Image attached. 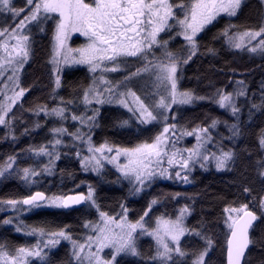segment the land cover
Here are the masks:
<instances>
[{"label": "snow or ice", "instance_id": "1", "mask_svg": "<svg viewBox=\"0 0 264 264\" xmlns=\"http://www.w3.org/2000/svg\"><path fill=\"white\" fill-rule=\"evenodd\" d=\"M242 3L243 0H24L22 7H16L14 0H0V16L5 17L0 27V125L6 129L4 139H18L14 106L29 92V87L22 86L21 75L33 54L36 35L48 31L54 85L51 100L37 103L28 111L37 118H51L58 125L49 129L51 139L45 143L29 145L0 162V177L15 173L31 189L38 186L41 176L53 175L56 162L62 155H71L73 148L83 172L102 177L106 166L114 168L117 182L127 181L129 197L140 196L161 179L189 184L197 166L228 169L237 152L234 147L225 146L218 126L223 124L228 129L229 142L240 137L245 106L240 101H247L249 119L253 112L264 111V84L260 102L252 103L243 79H230L234 85L231 91L224 86L207 95L183 87L182 82L185 67L194 57L218 55L214 47L201 44V35L219 19L237 17ZM75 33L85 42L72 47L69 41ZM178 39H182V44L173 48ZM212 39L221 40L224 47L237 53L264 58V15L252 26L227 24ZM201 47L205 48L204 53L200 52ZM70 65L86 66L91 80L77 89L82 95L65 99L57 90L62 87L63 68ZM232 73L235 75L236 70ZM113 76L119 78H110ZM209 87L214 86L210 83ZM200 101H210L230 112L232 122L209 116L204 122L181 124L178 110ZM104 105L126 110L128 118L117 122L120 129L135 125L138 136L150 127L159 130L130 146L113 144L108 139L97 145L92 132ZM80 107L84 111L77 114ZM69 120L76 124L73 131L65 127ZM44 126L37 119L32 127L24 128L22 135ZM187 137H194L191 146L182 144ZM259 146L264 151V131L260 133ZM65 147L69 148L68 153L61 151ZM45 157L46 162L40 163ZM23 158L31 159L33 164L18 167ZM257 169L264 185V157L257 162ZM242 191L252 194L247 186ZM178 198L188 203L171 213L165 210L153 215L167 201L178 202ZM195 198L180 192L153 195L134 219L126 198L120 201L118 210H104L91 183L86 192L49 195L37 190L22 197L0 199V211L15 213L0 223L14 224L17 232L35 238V243L15 247L0 244V264H52L50 253L64 241L70 246L66 264H122L126 257L138 258L142 264H208L206 257L215 244L211 227L203 219L196 225L188 224L195 210ZM252 201L260 217H264V195L258 199L253 196ZM42 206H86L95 218L82 219L80 234L67 224L32 227L20 220L22 213ZM223 211L226 264H242L246 250L254 243L250 229L258 221L257 211L248 203L238 207L225 205ZM141 238L151 239L150 254L141 250ZM185 240L198 241L199 245L188 248Z\"/></svg>", "mask_w": 264, "mask_h": 264}, {"label": "trees", "instance_id": "2", "mask_svg": "<svg viewBox=\"0 0 264 264\" xmlns=\"http://www.w3.org/2000/svg\"><path fill=\"white\" fill-rule=\"evenodd\" d=\"M16 7H22L24 0H14ZM264 15V5L261 0H243L242 8L235 18L224 17L219 19L214 26L201 35L200 42L202 45H209L218 50L215 57L209 55H198L190 61L185 67V79L182 86L193 88L199 95H207L214 91V88L227 86L229 91L232 90L233 84L230 83L236 79H243L247 85L248 97L252 103L260 102L261 87L264 84V58L259 55H248L246 53H237L223 46L221 40H213L212 37L217 34L225 25L235 24L238 26H252ZM5 17L0 16V27L3 26ZM11 23V18L8 17ZM80 37H74L70 40V45L77 47L83 43ZM182 44V39H178L173 48ZM201 53L205 48L201 47ZM52 55L51 31L44 34L36 35L33 45V54L28 64L22 72V86L29 87V92L25 94L22 101L14 106V115L16 122L14 124L16 141L4 139L6 129L0 125V162H3L8 155L18 152L29 145L37 146L51 139L49 129L58 126L56 121L44 117L37 118L29 108L37 103H50L51 89L54 86L50 75L52 64L50 57ZM236 70L233 75L232 70ZM62 87L58 89L59 96L65 99H72L75 96L82 95L77 89L80 86H87L91 80V74L84 65H73L63 68ZM110 78L118 79V76ZM199 78V79H197ZM214 87H209V84ZM2 97H0L1 99ZM241 104L245 106L242 109L241 121L242 135L232 142L227 140L230 135L228 129L220 124L219 133L225 137L224 144L226 147H234L237 152V158L234 164L228 169L217 170L213 166L207 169H201L197 166L191 177V183H174L166 180H157L145 193L140 196H128L127 181L117 182V173L111 166H106L103 176H97L95 173H85L81 170L79 162L71 155H62L56 162L55 173L53 175L45 174L39 180L38 186L25 185L23 181L15 174L0 177V199L17 198L30 194V191L41 190L47 194H68L74 191H87V184L91 183L96 187V197L104 210H118L121 200H125L127 206L132 211L131 218H136L141 210L146 207L147 201L153 195L161 193L180 192L189 196H195L194 212L188 219V224L196 225L202 219L211 227L212 235L215 240L214 248L210 255L206 257L208 264H225V232L224 225L225 205L239 206L241 203H248L253 211H257L258 221L250 229V237L254 241L246 251L243 264H264V217H260L257 207L252 201V197L264 195V185L258 177L257 162L264 157V151L260 149V133L264 131V111L252 113L249 119V107L247 101L241 99ZM22 105V106H21ZM75 110V109H74ZM84 111L82 107L79 112ZM91 113L89 112V115ZM179 122L189 125L197 122H204L209 116L218 117L221 121L227 120L230 123L233 118L230 112L220 109L210 101H200L191 106H182L178 110ZM127 112L113 105H104L100 108L97 118V127L92 132L93 142L99 144L108 139L113 144L121 146H130L142 139L154 135L159 129L150 127L141 132L138 136L135 125L131 128L120 129L117 122L121 119H127ZM39 119L42 128L35 129L29 135H22L24 128L32 127L33 123ZM65 127L73 131L76 127L75 122L69 120ZM215 135V133H214ZM63 153H68L69 148H62ZM47 158H42L40 163H45ZM33 164L31 159H20L18 167H24ZM69 173L71 175H69ZM84 181L85 183H81ZM77 185L79 187L77 188ZM247 186L252 190L251 196L243 193L242 187ZM188 203L187 200L178 198L177 201H167L164 205L157 208L153 215L167 210L173 212L180 205ZM13 215V213H12ZM4 214H0V221L3 220ZM94 219V215H89V209L85 207H76L73 209H56L44 207L33 209L32 211L21 214L20 220L24 224L32 227H57L65 224L71 226L75 234L81 232V221L83 218ZM7 244L9 247H15L22 244L35 243V238L26 235L24 232H17L14 226L3 225L0 223V244ZM184 245L188 248L199 245L198 241L185 240ZM152 241L150 238H141V250L150 254ZM70 246L66 241L62 242L56 249L50 253L52 264H66ZM122 264H142L138 258L126 257Z\"/></svg>", "mask_w": 264, "mask_h": 264}, {"label": "rangeland", "instance_id": "3", "mask_svg": "<svg viewBox=\"0 0 264 264\" xmlns=\"http://www.w3.org/2000/svg\"><path fill=\"white\" fill-rule=\"evenodd\" d=\"M22 18V17H21ZM18 22V21H17ZM74 37H80V38H82L83 40H84V38L82 37V36H80V34H78V33H75V34H73V37L72 38H74ZM85 42V40L83 41V43ZM69 43H70V41H69ZM72 46V45H71ZM72 47H74V46H72ZM70 66H73V65H70ZM65 67H67V66H65ZM2 99V98H1ZM195 141H194V137H187V138H185L184 139V141H182V144H183V146H191V144L192 143H194ZM75 148H73V156L75 157ZM76 158V157H75ZM78 161V160H77ZM210 166H213L214 167V165H210ZM85 173H87V172H85ZM42 179V176L39 178V180H41ZM161 180H163V179H161ZM166 181H170V180H166ZM170 182H173V181H170ZM174 183H179V182H174ZM255 204L253 203V206H254ZM44 207H47V206H42L41 208H44ZM233 207H238V206H233ZM250 207V206H249ZM33 210V209H32ZM31 210V211H32ZM30 212V211H29ZM12 213H13V215H12ZM25 213H28V212H24V213H22V214H25ZM0 214H4V217H3V219L5 218V217H7V216H14L15 215V213L14 212H12V211H8V212H5V211H0ZM11 226H14L15 227V225L13 224V225H11Z\"/></svg>", "mask_w": 264, "mask_h": 264}, {"label": "water", "instance_id": "4", "mask_svg": "<svg viewBox=\"0 0 264 264\" xmlns=\"http://www.w3.org/2000/svg\"><path fill=\"white\" fill-rule=\"evenodd\" d=\"M35 191H37V190H35ZM39 191H41V190H39ZM34 192V191H33ZM72 192H70V193H68V194H71ZM76 207H79V206H74V208H76ZM5 212H8V211H5ZM256 221H254L253 223H255ZM247 251V250H246ZM244 261V260H243ZM243 261H242V264H243ZM225 264H226V248H225Z\"/></svg>", "mask_w": 264, "mask_h": 264}]
</instances>
